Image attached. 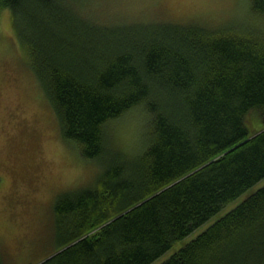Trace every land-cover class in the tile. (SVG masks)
I'll return each instance as SVG.
<instances>
[{"label":"trees","instance_id":"obj_1","mask_svg":"<svg viewBox=\"0 0 264 264\" xmlns=\"http://www.w3.org/2000/svg\"><path fill=\"white\" fill-rule=\"evenodd\" d=\"M250 1L264 17V0ZM74 7L0 0L62 137L102 166L93 185L57 197V247L32 264H151L264 178V32L103 23ZM139 104L143 147L125 154L106 126ZM161 264H264V186Z\"/></svg>","mask_w":264,"mask_h":264},{"label":"rangeland","instance_id":"obj_2","mask_svg":"<svg viewBox=\"0 0 264 264\" xmlns=\"http://www.w3.org/2000/svg\"><path fill=\"white\" fill-rule=\"evenodd\" d=\"M75 9L97 22L170 20L198 22L235 32H264V17L250 0H72ZM72 5V3H71ZM247 32V33H246ZM148 112L136 105L107 123L110 144L125 154L143 147ZM255 131L256 112L248 115ZM57 115L18 39L10 8L0 12V252L6 264H32L57 247L54 204L65 192L94 184L97 160L81 155L62 137ZM264 178L221 211L177 241L151 264H161L249 194Z\"/></svg>","mask_w":264,"mask_h":264},{"label":"water","instance_id":"obj_3","mask_svg":"<svg viewBox=\"0 0 264 264\" xmlns=\"http://www.w3.org/2000/svg\"><path fill=\"white\" fill-rule=\"evenodd\" d=\"M238 145H239V144H238ZM53 254H55V253H53ZM50 256H52V255H50ZM50 256L46 257L45 259L49 258ZM45 259H44V260H45Z\"/></svg>","mask_w":264,"mask_h":264}]
</instances>
